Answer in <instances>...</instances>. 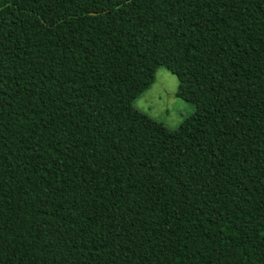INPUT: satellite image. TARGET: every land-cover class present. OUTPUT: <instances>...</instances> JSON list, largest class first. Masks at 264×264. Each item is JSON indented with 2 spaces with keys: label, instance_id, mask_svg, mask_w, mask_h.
<instances>
[{
  "label": "trees",
  "instance_id": "16d2710c",
  "mask_svg": "<svg viewBox=\"0 0 264 264\" xmlns=\"http://www.w3.org/2000/svg\"><path fill=\"white\" fill-rule=\"evenodd\" d=\"M0 264H264V0H0Z\"/></svg>",
  "mask_w": 264,
  "mask_h": 264
},
{
  "label": "rangeland",
  "instance_id": "374dc122",
  "mask_svg": "<svg viewBox=\"0 0 264 264\" xmlns=\"http://www.w3.org/2000/svg\"><path fill=\"white\" fill-rule=\"evenodd\" d=\"M177 89V77L160 66L154 82L133 101V106L174 129L196 111L194 104L176 96Z\"/></svg>",
  "mask_w": 264,
  "mask_h": 264
}]
</instances>
